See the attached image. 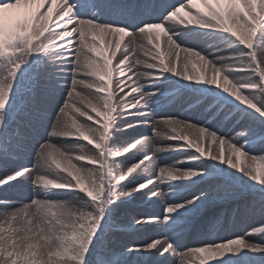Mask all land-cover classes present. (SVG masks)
Returning a JSON list of instances; mask_svg holds the SVG:
<instances>
[{
    "label": "snow or ice",
    "instance_id": "6c2138e0",
    "mask_svg": "<svg viewBox=\"0 0 264 264\" xmlns=\"http://www.w3.org/2000/svg\"><path fill=\"white\" fill-rule=\"evenodd\" d=\"M0 264H264V0H0Z\"/></svg>",
    "mask_w": 264,
    "mask_h": 264
},
{
    "label": "rangeland",
    "instance_id": "374dc122",
    "mask_svg": "<svg viewBox=\"0 0 264 264\" xmlns=\"http://www.w3.org/2000/svg\"><path fill=\"white\" fill-rule=\"evenodd\" d=\"M182 15H183V13H182ZM155 31L163 32V30H161V29H155L154 32ZM126 40H127V37H125V41ZM165 40H166V38L162 35L161 36V50L164 52L165 58L167 59V57H168V45L165 42ZM181 55H183V53H181ZM189 71L192 74H195L192 71L191 66H189ZM172 92L177 95L175 107L179 108L183 104L184 97L186 96V93L182 92L179 85L173 86ZM86 120H87L86 117H81V122H84ZM121 122H122V125L120 126V128L123 130L126 125H125V122H123V121H121ZM88 123L93 124L95 127H99V125L95 124V121H88ZM133 124H134V122H133ZM143 125H145V124H143ZM129 128H128V130H129ZM142 137H143V139L141 141V144L137 146V149L130 150V152L128 154L130 159L142 156L144 154L151 155V152L153 151V148H154V144L149 145L147 142L150 138H153V137L151 136L149 131H146L142 135ZM193 138H195V137H193ZM131 140H133V139H130L128 141H131ZM61 142L72 143L73 141L69 140V141H61ZM124 142L125 141L122 140V136L119 135L118 133L115 134L114 138L111 140V143L114 147H121L122 148L123 146H125V145H121V144H124ZM162 142L163 143L161 145H163V146L172 143L171 141H162ZM83 143L87 145V142H83ZM211 147H212V150L214 152L218 150V145H212ZM87 148L94 150V146H92V145H87ZM163 153L164 154H162V155H160L161 153L157 154L158 157H160L161 159L164 158V160H165V163L162 164L161 166H170L177 158H179L176 155H174L173 152L170 150L165 151ZM77 154H79L78 150H74L73 155H77ZM73 162L74 163H86V162H76V161H73ZM157 163H159V161H157ZM125 166H130V165H125ZM113 167H116L115 163L113 164ZM145 167L148 168V172L143 171L145 169ZM151 170H153L151 161L145 160L144 164L140 165V167L137 169V173L140 175L141 178L149 177L151 175V173H150ZM137 173H133V175H136ZM61 174L65 175V176L67 175L66 173H61ZM150 186L151 185H148V188H152ZM148 188H146L145 191H147ZM15 195L18 197H22V196L26 195V193L20 192V193H16ZM63 198L66 199L68 197H63ZM240 203L242 205L243 201H241ZM142 207L143 206L139 202H137L136 204L131 205L128 208L124 209V213L127 215V217L129 219L135 220L136 218H138L136 216L137 211H139ZM234 207H235V205H232V206L222 210L224 212V215H222L221 218L215 222V230L221 236L224 235L226 232H228V233L241 232L242 233L245 229H248L252 225L257 224L258 221L260 220V217L258 215L248 217V218H244L242 214H239V213L234 214L231 210ZM133 237H134V234L131 232H124V233L120 234V238L124 239V240H130ZM247 239H248V242H253L254 240L260 239V237L259 236H253V237H249Z\"/></svg>",
    "mask_w": 264,
    "mask_h": 264
},
{
    "label": "bare ground",
    "instance_id": "6f19581e",
    "mask_svg": "<svg viewBox=\"0 0 264 264\" xmlns=\"http://www.w3.org/2000/svg\"><path fill=\"white\" fill-rule=\"evenodd\" d=\"M114 87H115V85H114ZM78 115V114H77ZM80 120H81V118H80ZM122 125V122H120V124H119V127ZM111 129H110V133H111ZM146 131H149L150 132V134H151V136L153 137V138H150V139H152V140H154V141H156V138H155V136H154V133H153V131H152V127H151V125H149V124H145V125H141V126H139V127H137L136 125H135V123L134 124H132V126L129 128V130L122 136V140L123 141H128V140H130V139H139ZM54 139H56V140H60V138H54ZM61 142V141H60ZM163 142L162 141H156L155 143H154V148H153V151H154V149H155V146L156 147H160V146H163V145H161ZM121 145H124V144H121ZM162 154H164L163 152H161V154L160 155H162ZM159 155V156H160ZM164 159V158H163ZM152 172V170L150 171V173ZM151 186L150 187H152V188H155L156 187V185H154V184H150Z\"/></svg>",
    "mask_w": 264,
    "mask_h": 264
}]
</instances>
